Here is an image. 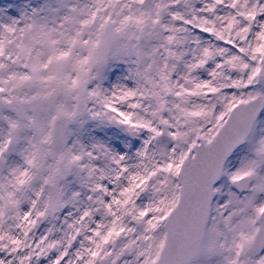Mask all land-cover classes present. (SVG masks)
I'll use <instances>...</instances> for the list:
<instances>
[{
	"label": "snow or ice",
	"instance_id": "6c2138e0",
	"mask_svg": "<svg viewBox=\"0 0 264 264\" xmlns=\"http://www.w3.org/2000/svg\"><path fill=\"white\" fill-rule=\"evenodd\" d=\"M0 264H264V0H0Z\"/></svg>",
	"mask_w": 264,
	"mask_h": 264
}]
</instances>
